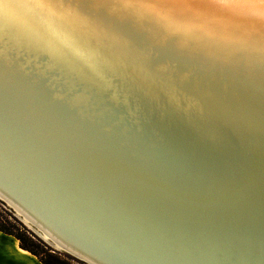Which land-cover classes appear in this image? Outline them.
<instances>
[{
	"label": "bare ground",
	"instance_id": "1",
	"mask_svg": "<svg viewBox=\"0 0 264 264\" xmlns=\"http://www.w3.org/2000/svg\"><path fill=\"white\" fill-rule=\"evenodd\" d=\"M0 173L112 263L261 264L264 0H0Z\"/></svg>",
	"mask_w": 264,
	"mask_h": 264
},
{
	"label": "water",
	"instance_id": "2",
	"mask_svg": "<svg viewBox=\"0 0 264 264\" xmlns=\"http://www.w3.org/2000/svg\"><path fill=\"white\" fill-rule=\"evenodd\" d=\"M5 178L7 177L0 173V200L13 209L19 220L45 241L48 246L55 250L64 251L88 264H115L69 239L68 234H74L69 226L55 216L45 213L37 203L23 195L21 188L8 183ZM28 224L32 227H29ZM94 251L102 253L97 249Z\"/></svg>",
	"mask_w": 264,
	"mask_h": 264
},
{
	"label": "trees",
	"instance_id": "3",
	"mask_svg": "<svg viewBox=\"0 0 264 264\" xmlns=\"http://www.w3.org/2000/svg\"><path fill=\"white\" fill-rule=\"evenodd\" d=\"M19 225L21 226V223ZM0 231L14 235L19 240L22 248L35 254L44 264H66L64 260L60 259V257L50 251V249L43 247L40 250V244L35 242L33 236L29 235L26 230L18 228V226L7 219L0 222ZM77 260L79 261V259ZM80 262L85 263L82 260H80Z\"/></svg>",
	"mask_w": 264,
	"mask_h": 264
},
{
	"label": "crops",
	"instance_id": "4",
	"mask_svg": "<svg viewBox=\"0 0 264 264\" xmlns=\"http://www.w3.org/2000/svg\"><path fill=\"white\" fill-rule=\"evenodd\" d=\"M0 264H44L35 254L22 248L12 234L0 231Z\"/></svg>",
	"mask_w": 264,
	"mask_h": 264
},
{
	"label": "rangeland",
	"instance_id": "5",
	"mask_svg": "<svg viewBox=\"0 0 264 264\" xmlns=\"http://www.w3.org/2000/svg\"><path fill=\"white\" fill-rule=\"evenodd\" d=\"M9 220L12 222L14 225L18 226V228H21L22 230H26L29 235L34 237V240L36 243L40 244V250L44 247L46 249H50V251L54 252L57 256L60 257V259L64 260L66 264H85L77 260L78 258L64 252V251H59L51 248L46 244L45 241H43L38 235H36L30 228H28L23 222L19 220V217L15 214V211L11 209L8 205L4 204L2 200H0V222L4 220ZM21 223V226L18 224ZM88 264V263H86Z\"/></svg>",
	"mask_w": 264,
	"mask_h": 264
},
{
	"label": "snow or ice",
	"instance_id": "6",
	"mask_svg": "<svg viewBox=\"0 0 264 264\" xmlns=\"http://www.w3.org/2000/svg\"><path fill=\"white\" fill-rule=\"evenodd\" d=\"M8 5H5V8H7ZM261 264H264V259H262Z\"/></svg>",
	"mask_w": 264,
	"mask_h": 264
}]
</instances>
